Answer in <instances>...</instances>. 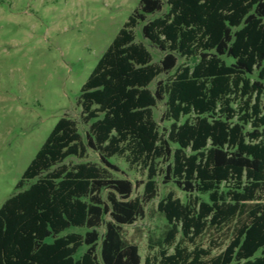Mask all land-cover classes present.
Returning <instances> with one entry per match:
<instances>
[{"label":"trees","instance_id":"1","mask_svg":"<svg viewBox=\"0 0 264 264\" xmlns=\"http://www.w3.org/2000/svg\"><path fill=\"white\" fill-rule=\"evenodd\" d=\"M142 24L160 63L137 42ZM78 105L86 141L61 118L0 208V264H143L123 227L145 216L161 174L185 199L159 202L165 229L145 264H264V0H140ZM89 148L102 165L66 164ZM116 157L147 171L141 197L144 182L113 176ZM227 226L220 253L196 245Z\"/></svg>","mask_w":264,"mask_h":264},{"label":"rangeland","instance_id":"2","mask_svg":"<svg viewBox=\"0 0 264 264\" xmlns=\"http://www.w3.org/2000/svg\"><path fill=\"white\" fill-rule=\"evenodd\" d=\"M139 4L140 0H0V208L16 192L18 181L61 118L74 119L86 141L88 126L78 105L81 90ZM142 27L135 30L137 42L146 45L160 63L165 53L144 38ZM187 64L179 58L177 67ZM175 74L176 69L162 75L152 89ZM165 112V102H160L155 114L161 127L169 124L164 121ZM84 162L102 165L98 153L90 148L84 158L72 157L66 164ZM113 162L120 168V172L112 171L114 177L128 178L134 184L144 182L133 195L141 197L147 171L130 167L124 158L116 157ZM164 182L161 174L158 196L146 205L145 216L123 227L125 237L139 245L143 264L158 250L150 249L149 238L159 237L165 229L159 202L171 192L185 199L176 185ZM231 229L209 230L196 245L218 254L227 245ZM194 247L189 245L190 250Z\"/></svg>","mask_w":264,"mask_h":264}]
</instances>
